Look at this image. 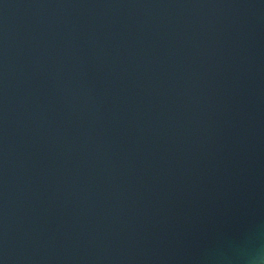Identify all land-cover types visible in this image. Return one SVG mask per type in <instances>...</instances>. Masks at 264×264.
Wrapping results in <instances>:
<instances>
[{"label": "water", "instance_id": "1", "mask_svg": "<svg viewBox=\"0 0 264 264\" xmlns=\"http://www.w3.org/2000/svg\"><path fill=\"white\" fill-rule=\"evenodd\" d=\"M257 254L264 0H0V264Z\"/></svg>", "mask_w": 264, "mask_h": 264}, {"label": "clouds", "instance_id": "2", "mask_svg": "<svg viewBox=\"0 0 264 264\" xmlns=\"http://www.w3.org/2000/svg\"><path fill=\"white\" fill-rule=\"evenodd\" d=\"M253 264H257V261H260L261 264H264V255L262 254H257L252 257Z\"/></svg>", "mask_w": 264, "mask_h": 264}]
</instances>
